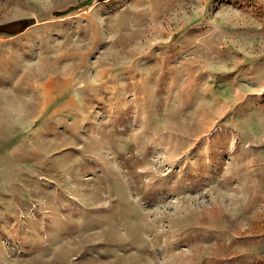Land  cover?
<instances>
[{"label":"rangeland","instance_id":"1","mask_svg":"<svg viewBox=\"0 0 264 264\" xmlns=\"http://www.w3.org/2000/svg\"><path fill=\"white\" fill-rule=\"evenodd\" d=\"M0 264L264 262V0H0Z\"/></svg>","mask_w":264,"mask_h":264},{"label":"trees","instance_id":"2","mask_svg":"<svg viewBox=\"0 0 264 264\" xmlns=\"http://www.w3.org/2000/svg\"><path fill=\"white\" fill-rule=\"evenodd\" d=\"M35 20L30 18L20 19L13 22H9L6 24L0 25V35H17L23 31H25L28 27L33 25ZM261 264H264L262 262Z\"/></svg>","mask_w":264,"mask_h":264}]
</instances>
